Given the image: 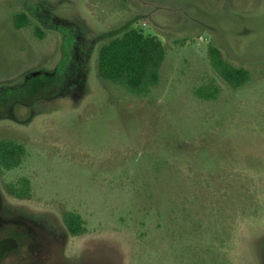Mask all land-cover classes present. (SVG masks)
I'll use <instances>...</instances> for the list:
<instances>
[{
  "label": "rangeland",
  "instance_id": "1",
  "mask_svg": "<svg viewBox=\"0 0 264 264\" xmlns=\"http://www.w3.org/2000/svg\"><path fill=\"white\" fill-rule=\"evenodd\" d=\"M132 27L165 48L142 97L95 69ZM209 45L251 79L229 86ZM0 138L26 148L0 174V264H264V0H0Z\"/></svg>",
  "mask_w": 264,
  "mask_h": 264
},
{
  "label": "trees",
  "instance_id": "2",
  "mask_svg": "<svg viewBox=\"0 0 264 264\" xmlns=\"http://www.w3.org/2000/svg\"><path fill=\"white\" fill-rule=\"evenodd\" d=\"M12 19L14 28H31L36 39H44L45 31L27 12L16 11ZM208 55L213 69L229 86L241 87L251 79V72L247 68L229 62L218 47L209 45ZM164 60L163 44L154 36L132 27L99 45L95 69L101 81L119 86L132 96L142 97L158 84ZM196 95L205 100L214 99L217 88L201 86L196 89ZM25 155L24 144L0 138V174L18 167ZM3 189L9 196L17 199L30 197V182L25 177L20 178L17 183H3ZM62 221L71 235L83 233V222L78 214L64 212Z\"/></svg>",
  "mask_w": 264,
  "mask_h": 264
},
{
  "label": "flooded vegetation",
  "instance_id": "3",
  "mask_svg": "<svg viewBox=\"0 0 264 264\" xmlns=\"http://www.w3.org/2000/svg\"><path fill=\"white\" fill-rule=\"evenodd\" d=\"M2 189H3V186H2ZM3 191H4V189H3ZM5 192V191H4ZM6 193V192H5ZM7 194V193H6ZM8 195V194H7ZM9 196V195H8ZM9 197H11V196H9ZM12 198H14V197H12ZM15 199H17V198H15ZM26 199H28V198H26ZM19 200H24V199H19ZM63 222V221H62ZM64 224V223H63ZM65 226V225H64ZM66 228V227H65ZM67 229V228H66ZM68 231V230H67ZM68 233H69V231H68ZM70 234V233H69ZM82 234V233H81ZM71 235V234H70ZM73 236V235H72ZM75 236H77V235H75Z\"/></svg>",
  "mask_w": 264,
  "mask_h": 264
}]
</instances>
